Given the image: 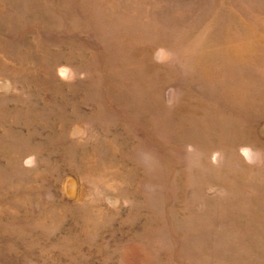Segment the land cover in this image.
I'll return each instance as SVG.
<instances>
[{"label":"rangeland","instance_id":"rangeland-1","mask_svg":"<svg viewBox=\"0 0 264 264\" xmlns=\"http://www.w3.org/2000/svg\"><path fill=\"white\" fill-rule=\"evenodd\" d=\"M0 264H264V0H0Z\"/></svg>","mask_w":264,"mask_h":264},{"label":"clouds","instance_id":"clouds-1","mask_svg":"<svg viewBox=\"0 0 264 264\" xmlns=\"http://www.w3.org/2000/svg\"><path fill=\"white\" fill-rule=\"evenodd\" d=\"M241 151L246 158L250 156V149L244 148V149H241ZM249 162H252V161L249 159Z\"/></svg>","mask_w":264,"mask_h":264}]
</instances>
